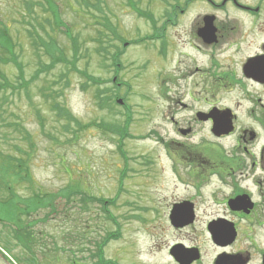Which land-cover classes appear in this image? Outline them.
Here are the masks:
<instances>
[{"label": "rangeland", "instance_id": "1", "mask_svg": "<svg viewBox=\"0 0 264 264\" xmlns=\"http://www.w3.org/2000/svg\"><path fill=\"white\" fill-rule=\"evenodd\" d=\"M36 1L0 0V20L8 27L9 36L16 44V53L20 52L26 80L39 68L27 34L31 29L29 23L40 30L38 21L49 17L34 3ZM53 1L63 22L77 39L78 56H72V45L60 31L50 32L51 41L48 42L64 53L69 64L60 62L52 71L40 74L35 82L29 84L27 91L20 89L0 93V153L8 156L6 163L9 160L13 162L12 159L25 161L29 174L27 182L9 177L14 182L12 191L19 203L17 205L26 209L35 197H43L53 207L39 210L25 220L26 230L22 229L20 235L25 246H20L14 240L12 232L16 227L9 225H0V242L6 244L10 256L18 264H98L95 258L98 250L105 261L114 264H174L168 251L180 236L166 228V219L159 213L168 212L172 198L179 196L176 192L180 191L172 185L164 159L153 162L155 142L139 139L143 134H149L154 117L153 73L157 67L154 45L150 43L147 47L146 43H142L126 48L114 60L113 64L121 65L117 73L108 55H100V51L95 53L100 46L108 54L111 51L109 45L115 44L110 40L111 27L126 41L142 39L146 34H151V26L131 9L128 2L152 14L156 26L162 22L159 18L169 9L157 0H100L98 10L78 0ZM239 1L252 6L259 3L261 9L259 20H255L253 15L233 10L229 5L217 13L224 21L230 19L236 22L238 30H233H236L233 36L244 38L247 47L242 54H234L233 50L225 54L233 55L238 62L245 55L254 53V44L264 39L261 33L264 29V0ZM90 2L95 4L93 0ZM191 5V9L182 16L183 21H180L177 32L187 31L184 21L209 12L200 2ZM255 22L258 25L251 31L250 23ZM165 29L169 37L175 27L170 30L166 25ZM39 54L42 64L49 63L42 50H39ZM71 66L99 79L103 83L99 90L111 89V93H116L129 108L130 121L125 119L127 114L122 106L107 109L97 107L95 87L92 84L85 86L84 78L68 71ZM3 71L16 87L17 71L9 64ZM114 74L117 83L126 81L128 86L113 85L111 78ZM247 85L228 94H219L224 98L222 106L234 107L237 98L251 91ZM49 94L51 96L47 98ZM53 104L64 109L66 117L70 115L72 120L82 125L81 128L59 116ZM239 112L245 111L241 109ZM241 118L244 119L243 116ZM102 120L118 132L127 129L122 145L128 161L119 157L117 137L103 134L93 126ZM86 125L87 128L84 127ZM19 128L25 131L27 140ZM257 144H264V131L261 129ZM142 153H145L144 159L139 157ZM67 189L74 190V193L62 195L60 191ZM102 200L112 203L104 207ZM6 201L7 192L0 190V202ZM207 206L210 208L211 203ZM104 210L110 213L116 225L104 214ZM212 218H198L201 226L198 222L195 227L197 241L189 233L192 242L186 245L196 243L204 251V258L198 264H210L211 259L220 252L212 247L204 228ZM110 234L119 237L103 242V238ZM239 236L237 243L227 251H249L252 256L250 264H257V255L250 245L264 247L261 229L255 228L252 234L241 230ZM1 254L6 255L0 250V264H9ZM8 260L14 263L10 258Z\"/></svg>", "mask_w": 264, "mask_h": 264}, {"label": "flooded vegetation", "instance_id": "2", "mask_svg": "<svg viewBox=\"0 0 264 264\" xmlns=\"http://www.w3.org/2000/svg\"><path fill=\"white\" fill-rule=\"evenodd\" d=\"M193 2H200L209 12L184 21L187 31L177 32L182 16ZM158 3L168 7L169 12L159 18L162 21L159 26L153 22L151 34L145 36L147 43L154 45L157 67L153 73L152 129L141 140L152 138L153 162L164 159L172 185L180 191L176 192L179 196L172 198L168 212L159 215L165 217L166 228L180 236L171 246L198 250L201 259L195 264L203 260L204 251L196 243L188 246L186 243L192 242L189 233L198 240L195 227L198 222L201 226L198 218L202 216L214 217L205 223L207 234L217 222L231 228L235 235L229 245L212 244L220 252L210 264H221L217 258L225 255L232 257L230 264H250L249 251L227 250L237 243L241 230L252 234L255 228H260L264 237V144H257L260 129L264 131V39L254 44V53L244 54L240 62L233 55H225L230 50L242 54L247 45L243 37L233 36L238 30L236 22L224 21L217 13L229 5L259 20L261 7L259 3L252 6L239 0H158ZM209 22L214 30L211 43L206 41L209 35L200 34L209 29ZM250 24V30L254 31L258 23ZM166 25L170 30L175 27L169 37ZM261 33L264 35V29ZM259 67L261 71L256 72ZM247 84L251 91L237 98L234 107L222 106L224 98L219 94L231 93ZM119 85L128 86L126 81ZM241 109L245 112L240 113ZM223 115L230 118L232 130L218 135L214 127ZM213 141L224 144L220 146ZM139 157L144 159L145 153ZM206 200L207 205L211 203L210 208H206ZM250 246L257 255V264H263L264 247Z\"/></svg>", "mask_w": 264, "mask_h": 264}, {"label": "trees", "instance_id": "3", "mask_svg": "<svg viewBox=\"0 0 264 264\" xmlns=\"http://www.w3.org/2000/svg\"><path fill=\"white\" fill-rule=\"evenodd\" d=\"M48 1V0H46ZM79 3L87 6V7H93L94 9H99L98 4L100 2V0H93L95 1V4L91 3L90 0H78ZM47 5L49 6V8L53 11V16H54V20H57V22L55 23V26H59L61 25L60 22L58 21V17L57 14L55 13V8H54V4H52V2L47 3ZM129 5L131 6V9L139 16V17H143L148 19L149 21H153V16L152 14H149L148 12H144L141 9L136 8L135 6L131 5L129 3ZM111 27V26H110ZM110 32L112 34L113 39L118 43V44H122L123 40L121 38V36L115 31L114 27H111ZM36 40H38V36H36ZM38 44L36 46V42H35V46L34 47V55L38 60V69L35 71L34 75L29 79L26 80L24 77V67L22 62L20 61V56L19 53H16V44L15 42H12L10 36H9V31H8V27L3 24L0 21V93L2 91H7V90H25L27 91L29 88V84L31 82H35L38 78L40 74L43 73H48L51 70L55 69L56 66L58 65V63L62 62L63 64H69V62L65 59L63 52H61L60 50L54 51L53 50V46L50 43H47L45 39H41L38 40ZM70 41L72 42L73 46H74V41L75 38H71L70 37ZM39 47V48H38ZM119 48V46H116V50ZM122 48V47H121ZM39 49H42V53H44V55L46 57L49 58V63L47 64H42L41 63V57L39 54ZM100 51V55L101 53H104L107 55V52L105 51V48H102L101 46L97 49H95V53L98 54V52ZM78 47L75 49H73V56H78ZM118 54V53H117ZM11 65L16 71V77L15 79H17V86H14L13 82H10V80L8 79L6 73L3 71V68L6 65ZM72 67V66H71ZM68 71H73L74 73L80 75L82 78H84L86 80L85 86L92 84V86L95 87L96 89V94H95V100L97 103V107H100L101 109H107V107H112V105H115V98H116V93H111V89H100V85L103 84L99 81V79L94 78L93 76L89 75L86 71H80L77 70L75 68H69ZM47 98H49V96H47ZM111 104V105H110ZM114 107V106H113ZM53 108L55 109V111L57 112V114L59 116H63L65 117L69 122H74L77 126H79V128H81L77 123V121H74L70 118V115H68V117H66L67 112L62 109L58 104H53ZM111 109V108H110ZM128 115L126 116L125 119L129 120L131 119L129 113H127ZM101 123L98 125H93L91 124L90 127H92V125L94 127H96V129L102 130L103 133H113L116 134L120 137V140L122 141L125 136H126V130L127 129H123L121 132H118L116 130V128H111L109 126V124H107L105 121H100ZM16 127V126H15ZM85 128H87V125L84 126ZM89 127V126H88ZM20 129V128H19ZM23 131V129H20ZM24 135L25 138L24 139H28L26 136L25 131ZM8 159V156L3 155L2 153H0V190H3L4 192H7V196H8V201L6 202H0V225L5 226V225H9V226H13L16 227V230H13L12 232V236L14 237V240L20 245V246H25V241L22 239L21 235V231L22 229L26 230V225L25 224V220L28 219L31 215L35 214L36 212H38L39 210L42 209H46L47 207H49L50 209H52L53 204L51 202L48 201V199H45L43 197H35V199H33L31 201V204L27 205V208H19L17 205V200H15V194L14 191H12V187H13V183L12 180H10L9 177L14 178L15 180H19L20 182H27L29 181V174H28V169L27 166L25 165V161H22L20 159H12L13 162H9L6 163V160ZM3 160V161H2ZM62 195L64 194H72L74 193V190L71 191L69 189L67 190H61L60 191ZM60 195V196H62ZM65 196H63L64 198ZM95 201L97 199H94ZM110 202L112 203V201L108 200V201H104L102 200V203L104 204V207H106V205H109ZM19 204V203H18ZM104 214L107 215V217L109 218V220H111L114 224L115 222L113 221V219L110 216V213L107 210H104ZM24 219V221H23ZM116 225V224H115ZM110 237V238H109ZM118 235L117 234H110L107 237L103 238V242H108L110 240L113 239H118ZM0 250H2L3 252H5V254L7 256H5L4 254H1L6 261L9 262V264H12L10 262V260H8V258H10L12 261H14L16 264L17 260H15V258L10 256V251L7 248L6 244L4 243L2 245V243L0 242ZM101 251L98 250V252H95V258L97 260L98 264H114L111 261H105L104 257H102L101 255ZM97 256V257H96ZM8 257V258H7Z\"/></svg>", "mask_w": 264, "mask_h": 264}, {"label": "water", "instance_id": "4", "mask_svg": "<svg viewBox=\"0 0 264 264\" xmlns=\"http://www.w3.org/2000/svg\"><path fill=\"white\" fill-rule=\"evenodd\" d=\"M207 26L209 27V29L206 31H200V34L202 33V35H209L206 41H208V43H211L213 41V38H211V35L213 36L214 30L212 29L211 27L212 25L210 22ZM256 72H258L257 69H256ZM223 116L224 118L221 119L220 117L215 126V131L216 132L219 131L218 134L228 133L231 130V128H229L230 120L227 117H225L226 115H223ZM209 231L212 235L213 241L217 244L227 245V244H230L234 239L233 230L227 226L223 227L215 223L212 226H210ZM170 255L173 257V259L175 260L177 264H191L194 261H197L199 259L197 250L184 249L181 246H176L172 248L170 250Z\"/></svg>", "mask_w": 264, "mask_h": 264}]
</instances>
